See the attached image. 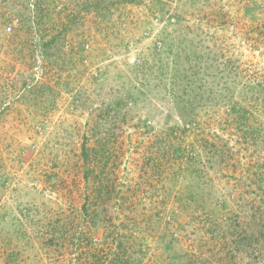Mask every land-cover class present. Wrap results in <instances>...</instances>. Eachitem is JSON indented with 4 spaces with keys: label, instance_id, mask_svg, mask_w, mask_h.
Instances as JSON below:
<instances>
[{
    "label": "rangeland",
    "instance_id": "rangeland-1",
    "mask_svg": "<svg viewBox=\"0 0 264 264\" xmlns=\"http://www.w3.org/2000/svg\"><path fill=\"white\" fill-rule=\"evenodd\" d=\"M102 1L0 0V264H264V0Z\"/></svg>",
    "mask_w": 264,
    "mask_h": 264
},
{
    "label": "trees",
    "instance_id": "trees-1",
    "mask_svg": "<svg viewBox=\"0 0 264 264\" xmlns=\"http://www.w3.org/2000/svg\"><path fill=\"white\" fill-rule=\"evenodd\" d=\"M129 0H126V2H128ZM103 3H104V5L105 6H107L109 3H105V2H108L107 0H104V1H102ZM125 2V1H124ZM106 10H109V9H106ZM187 129H189L190 128V126L188 127H186ZM86 152V151H85Z\"/></svg>",
    "mask_w": 264,
    "mask_h": 264
}]
</instances>
